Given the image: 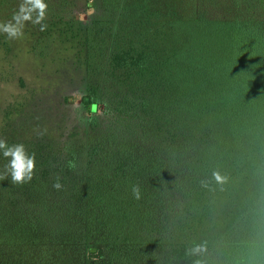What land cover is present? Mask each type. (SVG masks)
<instances>
[{
    "label": "trees",
    "instance_id": "obj_1",
    "mask_svg": "<svg viewBox=\"0 0 264 264\" xmlns=\"http://www.w3.org/2000/svg\"><path fill=\"white\" fill-rule=\"evenodd\" d=\"M77 18L84 130L31 143L30 182L0 180V264H264V0Z\"/></svg>",
    "mask_w": 264,
    "mask_h": 264
},
{
    "label": "rangeland",
    "instance_id": "obj_2",
    "mask_svg": "<svg viewBox=\"0 0 264 264\" xmlns=\"http://www.w3.org/2000/svg\"><path fill=\"white\" fill-rule=\"evenodd\" d=\"M20 2L0 0V23L12 19ZM45 3L46 30L26 23L21 39L9 40L0 33V138L25 148L42 140H70L84 130L81 101L87 80L79 58L81 45L71 38V30L75 15L82 28L91 23L99 0Z\"/></svg>",
    "mask_w": 264,
    "mask_h": 264
},
{
    "label": "clouds",
    "instance_id": "obj_3",
    "mask_svg": "<svg viewBox=\"0 0 264 264\" xmlns=\"http://www.w3.org/2000/svg\"><path fill=\"white\" fill-rule=\"evenodd\" d=\"M48 5L45 0H21L18 10L14 12L12 19L6 23H0V33L4 34L9 40L21 39L24 36L23 29L26 23L39 25V31H44L47 24L44 23L47 16ZM41 135L43 133H40ZM0 153L8 160L0 172V180L10 177L12 184H25L31 181L35 169V154H29L22 143L8 145L4 138H0ZM217 183L226 182V177L221 176L218 172L213 173ZM55 190L62 188L59 177L53 183ZM133 198L141 199V190L139 186L133 185ZM199 248H193V253L198 252Z\"/></svg>",
    "mask_w": 264,
    "mask_h": 264
},
{
    "label": "snow or ice",
    "instance_id": "obj_4",
    "mask_svg": "<svg viewBox=\"0 0 264 264\" xmlns=\"http://www.w3.org/2000/svg\"><path fill=\"white\" fill-rule=\"evenodd\" d=\"M93 110H95V108L93 107Z\"/></svg>",
    "mask_w": 264,
    "mask_h": 264
}]
</instances>
